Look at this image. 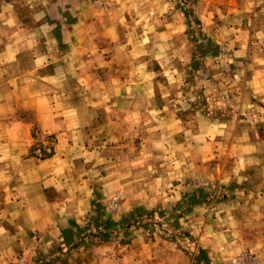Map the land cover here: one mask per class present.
Returning a JSON list of instances; mask_svg holds the SVG:
<instances>
[{
  "label": "crops",
  "instance_id": "1",
  "mask_svg": "<svg viewBox=\"0 0 264 264\" xmlns=\"http://www.w3.org/2000/svg\"><path fill=\"white\" fill-rule=\"evenodd\" d=\"M243 7L202 0L198 13L209 27L215 15L227 23L225 14L253 13ZM166 9L161 0H0V264H203L199 253L207 264H228L248 250L264 264V46L242 37L239 18L217 24L230 33L204 41L215 53L202 54L203 64H231L235 93L202 64L192 76L216 83L219 99L202 88L206 104L189 103L182 122L170 91L154 82L176 59L175 17L164 22L168 33H156ZM165 41L168 58L141 54ZM164 76L176 80V69ZM226 100L248 114L239 133L219 113ZM146 139L155 146L147 161ZM49 142L52 154L37 158L35 148ZM134 207L165 211L152 218L164 215L166 236L120 226ZM97 214L108 228L86 232Z\"/></svg>",
  "mask_w": 264,
  "mask_h": 264
},
{
  "label": "rangeland",
  "instance_id": "2",
  "mask_svg": "<svg viewBox=\"0 0 264 264\" xmlns=\"http://www.w3.org/2000/svg\"><path fill=\"white\" fill-rule=\"evenodd\" d=\"M161 1L164 3V5L167 6V9L161 16H158V18L160 19V22L163 25L160 31H156V33H159V32L160 33L162 32L163 34L168 33V31H166L164 28V25H165L164 22L168 21V19H166L167 17L169 18L175 17L174 23L178 30L176 32L177 35L173 36L172 38L173 41H171L172 51L170 53L171 54L170 56H173V58H176V59L173 60L172 58L173 60L172 63L165 62L164 64H162V66L165 65V67L163 66L164 69H161V71L157 73L156 78L154 79V82L156 83L158 88L162 90L167 89L168 91H170V95L167 97L168 102L169 104H173L171 106L172 108L175 107L177 109L176 111H174L173 116L176 117L178 120L184 122L187 119V117L189 120V112L185 111L183 108L189 107V103H194L196 104L194 106H198V107L203 105V103L206 104V98L204 97L206 95L199 92V90H201L202 88H203L202 91H204V89H207V92L209 91L213 92L211 95L208 96L210 98L209 99L210 101L219 99V97H217V94H216L217 93L216 83L210 82V83L202 84L200 80H198L197 78L194 79L192 76L193 74L196 73L198 67L202 66V64L204 63L202 60V54L213 55L215 53L213 52V49H214L213 45L207 48L205 47L206 45L203 44L205 43L204 41H206V39H209V40L214 39L216 41L218 37L222 38L223 36L224 37L228 36L230 31L221 30V29L218 30V25L221 24V25H226L222 27H228L227 25L228 23L230 25L232 22H236V20H233V19L239 18L240 21H238V24H239L238 27L242 28L244 30L242 32L245 33V35H242V37L248 38V39L251 38L253 40H256L257 42H259L258 43L259 47H257L256 49L257 50L260 48L263 49V46H264V0H237L241 8L244 9L243 6L246 5L249 8H252L253 13L251 14L250 9H249V12L245 11L246 15H242V16H239V15L238 16H233V15L227 16L225 14L227 18V23L222 21L223 18L218 20L217 16L215 15V19L212 20L213 25L210 24L208 25L209 27H207V25H204L202 18H201V14L198 13V8L201 7L202 0H161ZM225 1L229 3L235 2V0H225ZM22 4H25V3L22 2ZM91 4L93 6L100 7V8L108 7L107 3L105 2H94L93 1L91 2ZM146 5H148V1H146ZM25 9H26L25 6L21 5L20 10L24 12ZM221 17H224V15ZM219 21L222 23H219ZM230 28H232V25L230 26ZM247 30L248 32L246 33L245 31ZM230 35H233V33ZM236 36L238 38L237 33H236ZM168 37H169V34L167 35V39ZM212 43L214 44L215 47L217 46L214 42ZM145 44H148V43H145ZM162 44H168V45L165 47H162ZM162 44L159 45L157 43V45H154L152 42L150 46H145V48L140 47L141 54L144 49L146 57H150V54H151L152 56H154V58H159V56H161L162 58L163 57L168 58L169 52H170L169 43L165 41ZM217 52H218V48H217ZM218 60L219 59H215L214 57H211L210 61L205 60L206 63L205 65L203 64L204 68L213 72L214 75H219V73H222L220 74V76L224 77L225 79V81H222V84L225 86V89L227 90L226 94L227 95L230 94L228 90H232L235 93V88L234 87L229 88L230 84L228 83V81L232 78L231 75H233V68L230 67L231 69L230 70L228 69V66L231 64L225 63L226 64L225 65V64L218 62ZM201 61L202 63H200ZM170 65L172 69H176L177 77L174 78L176 80H173V79L171 80L169 76H164L165 74H168V67ZM199 93H200V98L199 99L194 98V97H197ZM192 97L194 98V100H192ZM147 99L145 101H147ZM247 99H250V97H247L246 100ZM223 104L224 105L221 106V111L219 112L220 115H222V117L226 119L228 122L232 123V125L234 123L238 124L236 126V131H237L236 133H239L238 126L243 123V119L247 118V115H248L247 112L245 111L237 112V111L232 110L231 109L232 103L228 100H226V107H224L225 103ZM125 114H126V117H129L130 115L129 112H124L123 115ZM181 114L183 116H181ZM137 136L138 135H134L133 142L131 144L135 148L137 147L139 138H141ZM130 142L131 140H129V143ZM51 144L52 142H49V143H46L44 147L43 146L36 147L34 150V154L37 149L44 150L45 148H48L51 151L50 154H46L44 155L43 158H39V159H44L46 157H49L52 154V148L49 147L51 146ZM143 147H144V150L148 152V154L146 155V161H147L148 158H152L153 154H150V151L153 152L155 150V146H153L148 141V139H146L145 143L143 144ZM165 147H166L165 149H168L167 146ZM149 155L151 156L149 157ZM179 183L180 182H177V184ZM185 183H186V186L188 187L190 186L189 182H185ZM196 184L199 187L202 186L201 188L203 187L208 188V187H214V186L216 188V185L214 184L212 180H208V181H202V180L197 181L196 180V182L193 183L192 186L193 185L195 186ZM215 188H213V190ZM195 190H198V189L195 188ZM213 190L206 189L205 193L209 194V192H211V195H213L216 193V191H213ZM221 190L222 189L220 188V191ZM210 200H211V197H210ZM108 204H109V212L112 214H116L119 211V207H120V197L118 195H114L108 201ZM133 209H134V213L127 214V217H125L124 219L120 221V224H121V225L119 224L120 226H123L124 229H127L129 227H144L146 229L155 228V231H157V228H160V229L162 228L161 230L164 232L163 234L166 236L168 227L166 226L162 227V225L164 224L167 225V220L164 221L163 219L164 215H162V217L156 221H153L154 218H152L154 214H158V215L163 214L165 211H158L157 209H152V212H150V211H146L145 209H143V207H134ZM180 211L181 210H179L178 212L180 213ZM147 214L151 215V219L149 222L146 223L143 221L144 219H149V216ZM99 219H100V215L98 214L90 217V219L86 223L85 231L91 232L97 229L104 231L105 229H107L108 227H106L105 223L99 222ZM138 219L140 220L138 221ZM147 224H150V225L147 226ZM153 225H155V227ZM169 225H171L170 227L173 230L176 228V225L174 222H171ZM245 226L247 228H253V230H255V228H259L258 226L254 227L255 223L253 222L252 224H250L249 222H246ZM198 261L203 264H207V260H205V258L201 255V253H199ZM256 261H257V256L253 254V252H250L248 250V251H243V253L240 256L231 259L228 262V264H256Z\"/></svg>",
  "mask_w": 264,
  "mask_h": 264
},
{
  "label": "built area",
  "instance_id": "3",
  "mask_svg": "<svg viewBox=\"0 0 264 264\" xmlns=\"http://www.w3.org/2000/svg\"><path fill=\"white\" fill-rule=\"evenodd\" d=\"M50 149H48V148H45L44 150L43 149H37L36 151H35V154H36V156H37V158H43L44 157V155H46V154H50Z\"/></svg>",
  "mask_w": 264,
  "mask_h": 264
}]
</instances>
